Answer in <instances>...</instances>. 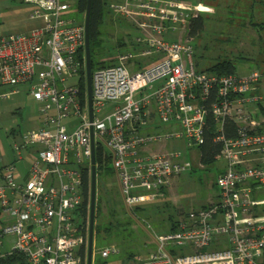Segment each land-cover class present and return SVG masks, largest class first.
Returning a JSON list of instances; mask_svg holds the SVG:
<instances>
[{
	"label": "built area",
	"instance_id": "obj_1",
	"mask_svg": "<svg viewBox=\"0 0 264 264\" xmlns=\"http://www.w3.org/2000/svg\"><path fill=\"white\" fill-rule=\"evenodd\" d=\"M40 26L0 35V86L26 85L38 102L39 126L10 143L14 158L0 163V260L13 252L28 264H86L88 221L81 213L83 172L90 177L92 140L111 155L126 208L152 200L188 171L182 140L200 147L207 124L219 143L214 159L219 198L153 231V249L133 264H261L264 258V73L217 74L196 69L189 22L209 7L200 0H107L134 26L115 60L91 74L86 91L84 22L64 18L72 0H25ZM178 31L176 38L168 36ZM116 42V41H115ZM143 57H151L141 62ZM162 143L161 150H151ZM3 154H0V160ZM25 160V174L16 162ZM116 246L100 255L119 253Z\"/></svg>",
	"mask_w": 264,
	"mask_h": 264
},
{
	"label": "rangeland",
	"instance_id": "obj_2",
	"mask_svg": "<svg viewBox=\"0 0 264 264\" xmlns=\"http://www.w3.org/2000/svg\"><path fill=\"white\" fill-rule=\"evenodd\" d=\"M72 1L73 5L63 14L64 18L84 21V14L78 11L76 0ZM200 1L209 7V11L200 13L202 28L192 35L196 69H206L218 58H230L237 74H245L254 68L264 73V29L260 30L254 24L264 21V0ZM27 9L23 0H0V33L20 27L21 20L28 17ZM135 33L134 26L126 19L112 12L106 13L100 25L99 42L92 46L94 59L115 60V41L132 42ZM177 35L178 31H173L168 36L176 38ZM239 55L244 58H239ZM151 59L143 57L140 61L143 63ZM18 88L17 92L2 97L10 88L0 86V140L10 152L13 138L18 139L21 132L39 124L38 102L27 93L26 85H19ZM170 144L184 151L185 158L192 163L191 169L173 177L162 193L139 204L135 213L127 211L114 175L105 174L96 180L99 208L96 211L95 206L91 264H119L122 261L123 264H133L138 255L149 249L153 231L166 232L179 216L197 212L203 205L219 198L220 189L215 184V178L222 161H201L200 150L186 149L182 140L167 146ZM162 145L153 144L151 150H161ZM7 161L5 157L0 163ZM16 167L25 173V160L17 161ZM258 188L261 190L258 196L263 197L264 183L258 184ZM89 198L90 185L88 209ZM87 221L89 223V211ZM109 222L113 226L108 225ZM111 246L118 247L120 252L110 253L107 257L100 255L101 248ZM129 253L133 254L131 259L127 258Z\"/></svg>",
	"mask_w": 264,
	"mask_h": 264
},
{
	"label": "trees",
	"instance_id": "obj_3",
	"mask_svg": "<svg viewBox=\"0 0 264 264\" xmlns=\"http://www.w3.org/2000/svg\"><path fill=\"white\" fill-rule=\"evenodd\" d=\"M77 9L79 12L84 14L85 8H86V0H76ZM110 12L107 7V0H92L91 1V8H90V15H89V46H90V58H91V70L92 72L94 69L106 66L108 64H111L114 59L110 58L108 60H95L93 55V49L92 46L99 42V33H100V25L103 22V18L106 13ZM258 26V29H264V21L259 23H254ZM202 28V20L201 16L199 15L196 18H193L189 22L188 27V34L189 36L195 35L200 32V29ZM122 44V40H116L115 46L116 48ZM262 53L264 54V46L262 48ZM84 54V49H81V52L79 55ZM239 58H244L241 55L238 56ZM264 63V58L262 60ZM206 70L213 71L217 74L222 73H232L236 71V66L233 63L232 59L230 58H221L217 59L215 62L212 63L209 67L206 68ZM85 72L83 69H80V75H79V88H80V94L83 96L86 91V82H85ZM208 127L205 128L204 131V140L203 143L200 145V158L201 161L211 162L214 160L215 154H217L219 150V143L213 141L212 130L214 129L212 123L207 124ZM13 131V130H12ZM95 159H96V180L102 178L105 174H111L115 176L114 169L112 167V158L111 155L108 154L106 151H104L103 146L100 144V142H97L96 148H95ZM83 184H84V200L81 206V213L83 214V217L85 221L88 217V190L90 185V177L88 175V172L85 170L83 172ZM99 196L96 197V211H98L99 208ZM139 206L137 205L133 209H127L130 213H135L136 209ZM206 207V205H203L202 208ZM259 210L264 211V206H261ZM134 211V212H133ZM117 224H120L119 221H117ZM108 225H112V223H108ZM113 226V225H112ZM174 227V222L171 224V228ZM133 257V254L129 253L127 255L128 259H131ZM0 264H28L25 257L18 253L13 252L11 254H8L4 256L0 260Z\"/></svg>",
	"mask_w": 264,
	"mask_h": 264
},
{
	"label": "water",
	"instance_id": "obj_4",
	"mask_svg": "<svg viewBox=\"0 0 264 264\" xmlns=\"http://www.w3.org/2000/svg\"><path fill=\"white\" fill-rule=\"evenodd\" d=\"M91 1L86 0V8L84 12V29H85V40H84V62H85V82H86V95L88 103L89 118L92 116V89H91V58H90V46H89V15L91 8ZM91 140H92V154H91V173H90V198H89V223H88V239H87V259L86 264H91L92 257V234L94 225V214H95V199H96V159H95V148L93 143V130L90 129Z\"/></svg>",
	"mask_w": 264,
	"mask_h": 264
},
{
	"label": "crops",
	"instance_id": "obj_5",
	"mask_svg": "<svg viewBox=\"0 0 264 264\" xmlns=\"http://www.w3.org/2000/svg\"><path fill=\"white\" fill-rule=\"evenodd\" d=\"M23 1L27 4V6H28L27 13H29L32 9V4L26 2L25 0H23ZM27 15H28L27 18L21 20L22 23L20 24V27H18L16 29L10 28L9 31L1 32L0 35L7 34L10 32L30 31V30L40 26V21L38 19H32L29 17V14H27ZM21 85H25V84H21ZM260 89L264 90V77L262 78V80L260 82ZM38 126H39V124H38ZM10 150H11V147H10ZM0 154H3V158H5V157L8 158V161L13 160V158H14L12 150L10 152L9 150L5 149V146L1 140H0ZM24 168L26 171V169H27V162L26 161H25V167ZM18 170L21 172V174H25V173H23L22 170H20V169H18ZM138 206H139V204H138ZM149 243H150L149 249L146 252H144L143 254L138 255L137 257H145L148 254V252L153 249L154 243H153L152 239H151V241H149ZM261 261H262L261 264H264V258H261ZM110 264H118V263H110ZM119 264H123V261L120 262Z\"/></svg>",
	"mask_w": 264,
	"mask_h": 264
}]
</instances>
